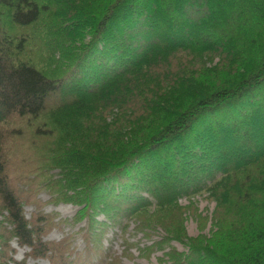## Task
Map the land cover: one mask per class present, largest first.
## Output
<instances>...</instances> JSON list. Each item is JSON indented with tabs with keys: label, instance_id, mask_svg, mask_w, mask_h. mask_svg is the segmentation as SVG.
<instances>
[{
	"label": "trees",
	"instance_id": "trees-1",
	"mask_svg": "<svg viewBox=\"0 0 264 264\" xmlns=\"http://www.w3.org/2000/svg\"><path fill=\"white\" fill-rule=\"evenodd\" d=\"M13 117L61 134L49 187L81 203L90 254L136 221L189 244L170 264H264V0H0V123ZM5 141L1 205L43 256ZM198 194L212 229L189 238L181 200Z\"/></svg>",
	"mask_w": 264,
	"mask_h": 264
},
{
	"label": "rangeland",
	"instance_id": "rangeland-1",
	"mask_svg": "<svg viewBox=\"0 0 264 264\" xmlns=\"http://www.w3.org/2000/svg\"><path fill=\"white\" fill-rule=\"evenodd\" d=\"M64 63L66 59L58 53L47 67L62 74L67 69ZM41 122L13 117L1 122L0 129L5 134L4 151L10 161L9 186L22 201L26 216L43 230L42 246L50 248L37 256L34 248L20 244L11 233L12 225L0 199V264H170L166 254L170 247L181 252L189 250L186 241L166 242L167 233L161 227L143 228L131 221L126 228L125 224L106 227L100 244L90 254L85 246L87 218L80 212L81 203L62 199L49 187L50 178L54 182L57 179V171L47 162L49 156L58 153L55 139L61 134H38ZM206 196L198 194L181 200L188 207L182 225L189 238L211 232L215 202ZM157 241L165 243L155 245ZM35 245L38 250L40 244Z\"/></svg>",
	"mask_w": 264,
	"mask_h": 264
}]
</instances>
